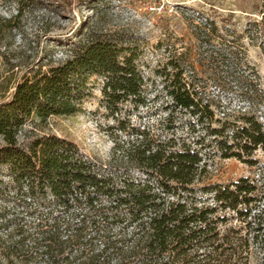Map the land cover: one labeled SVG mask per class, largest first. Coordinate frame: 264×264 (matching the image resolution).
I'll return each instance as SVG.
<instances>
[{"label": "trees", "instance_id": "16d2710c", "mask_svg": "<svg viewBox=\"0 0 264 264\" xmlns=\"http://www.w3.org/2000/svg\"><path fill=\"white\" fill-rule=\"evenodd\" d=\"M131 43L89 30L70 41L63 62L28 70L0 101V166L37 219L12 249L40 256L41 264H241L246 235L220 226L234 217L248 232L262 229L263 196L247 176L206 185L199 180L209 154L254 164L253 152L264 150V129L250 110L235 119L217 114L219 105L204 96L191 66L167 62L170 70L159 71L168 115L188 116L189 138L171 126L163 137L131 128L127 142H114L107 163L88 159L55 134L25 146L17 142L18 130L32 118L81 111L94 78H100L101 104L111 117L125 102L143 104L140 53Z\"/></svg>", "mask_w": 264, "mask_h": 264}, {"label": "rangeland", "instance_id": "374dc122", "mask_svg": "<svg viewBox=\"0 0 264 264\" xmlns=\"http://www.w3.org/2000/svg\"><path fill=\"white\" fill-rule=\"evenodd\" d=\"M263 12L264 0H25L23 4L0 0V101L28 70L63 62L70 41L89 30L132 42L145 79V102H125L113 118L101 104L100 78H94L81 111L32 118L18 130L17 142L25 146L37 136L55 134L73 141L88 159L107 163L114 142H127L131 128L160 137L173 130L189 138L188 116L168 115L170 100L159 73L165 66L170 70L167 62L194 68L204 96L219 105L217 114L229 113L235 119L250 110L264 129ZM211 21L215 32L208 29ZM253 157L256 162L249 165L218 153L207 155L199 185L247 176L256 184L258 197L263 196L260 206L264 205V150L258 148ZM13 190L11 178L0 166V264H41L40 256L12 249V242L32 233L37 223L35 214L28 213L31 206ZM260 226L259 231L248 232L234 217L220 226L221 231L235 227L239 235H246L241 264H264V217Z\"/></svg>", "mask_w": 264, "mask_h": 264}]
</instances>
